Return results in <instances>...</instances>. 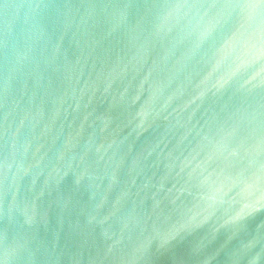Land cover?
I'll return each instance as SVG.
<instances>
[{
    "label": "water",
    "instance_id": "95a60500",
    "mask_svg": "<svg viewBox=\"0 0 264 264\" xmlns=\"http://www.w3.org/2000/svg\"><path fill=\"white\" fill-rule=\"evenodd\" d=\"M0 264H264V0H0Z\"/></svg>",
    "mask_w": 264,
    "mask_h": 264
}]
</instances>
